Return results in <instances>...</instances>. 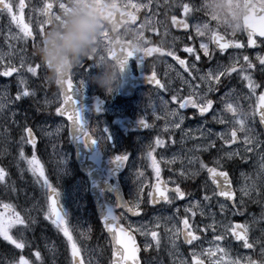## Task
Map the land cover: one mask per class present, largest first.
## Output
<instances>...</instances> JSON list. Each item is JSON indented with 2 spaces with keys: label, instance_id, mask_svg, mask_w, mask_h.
<instances>
[{
  "label": "flooded vegetation",
  "instance_id": "flooded-vegetation-1",
  "mask_svg": "<svg viewBox=\"0 0 264 264\" xmlns=\"http://www.w3.org/2000/svg\"><path fill=\"white\" fill-rule=\"evenodd\" d=\"M14 1L12 0L13 3ZM74 2L75 0H35L33 4L23 2V6L27 7L28 17L33 18L36 14H41L39 20L40 24H43V31L41 33L38 31V38L32 35L34 44L27 47L28 55H30L31 51L36 54L47 32L61 23L63 16L71 10V5ZM79 2L89 7L90 10L96 12L99 16L106 15L108 6H117L115 9L116 13L110 16L112 24L101 18L104 29L101 32L100 47L94 51L93 56L83 59L80 64L72 69L71 76L76 85L79 84L80 80H83L84 93L99 95L106 101L105 115L101 117L91 116L93 118L91 127L97 129V135L102 137L104 135L103 130L107 129L106 134L111 137L106 143H100L99 157L101 159H111L112 156L123 153L128 154L130 157L126 167H118L119 172L116 177L112 172L104 169L107 178L105 185L109 186V184H115L118 181L127 199L135 201L137 195L133 194L130 188L136 182L129 178V173L135 171L133 169L141 168L142 170L140 171L143 172L146 178V183L143 187L141 185L137 186V191L138 187H142L141 204L138 209L140 212L139 216L132 218L124 214L120 222L126 226H133L138 230L140 257L143 258L141 259L142 262L144 260L147 263L152 259L156 251L155 242L151 241L150 235L147 237L142 235L140 229L149 232L157 230H147L145 228L146 224H142V222L149 223L152 215L159 209V206L150 202L148 193L152 192V187L158 180H164L165 183L162 182V188L167 186V184L175 186L173 183L175 182L179 183L182 190L188 192L189 195L184 200H173V202H186L191 198L193 194L191 191L195 188V184L203 180V171L200 170L201 173L192 179H183L179 176V172L182 169L185 170L188 152L185 150L180 152V147H185L183 144L176 142V137L181 136L180 132H176L172 126L170 131H162L160 124L165 121L163 118L155 121V125L159 126L158 129L152 127L145 131L127 128L124 120L138 121L144 114L148 119V123L153 125L154 118L152 113L156 108L165 106L164 101H167L166 109L171 111L178 110L187 122L198 123L210 117L213 114L212 112L200 117L193 114L195 111L193 109H178V104L172 101L171 96L176 94L180 97H186L194 89H203L205 86L198 78L193 79V76L198 77L204 74L209 68H214L217 63H228L231 57L236 55L242 57V55L247 54L255 61V50L247 47V35L240 14L241 9H244V5L229 14L228 12L224 13L222 7L218 11L213 10L210 12L209 0H79ZM47 4L52 6V23L49 27L46 26L44 14ZM185 4L188 6L186 15L183 13L182 8L178 6ZM191 4L196 6L192 14L190 10ZM220 4L222 5L221 0ZM34 5L41 6V13H37L35 8L33 9ZM174 16H176L177 20L186 21L189 28L184 29L183 27L175 26ZM199 25L201 29L197 28ZM216 34H222L230 41L238 40L245 47L242 49H228L221 54L215 45L209 44L210 51L213 53L212 60L209 61L204 57L200 44L211 41ZM260 40L264 39L258 38V53L264 55V44H261ZM186 46L193 47L200 55L201 60L196 62L194 56L185 53L183 49ZM173 50L176 55L181 59H185L189 64L195 62L200 72L193 71L192 76L185 73L173 57L166 55ZM140 56L144 57L145 63L137 59ZM125 57L129 58L125 66L126 75L134 88L133 92L127 96L128 99H125L122 94L123 77L119 70L118 86L113 91H107L95 82V77L103 72L102 64L105 60L114 64L118 69L117 62L122 63ZM41 65L45 68L42 63ZM153 68L156 71L157 79L162 84H165L168 91L158 89L155 85L147 82L146 75H149ZM233 76V79L225 80V83L233 84L235 94H241L248 98V90L244 86V82L239 77H236L235 74ZM254 78L259 82V76L255 73ZM262 90H257L255 95L257 100ZM219 95L218 92L213 93L211 98L216 101ZM255 96H252L251 99ZM243 101L245 102L244 97ZM150 102L154 105V109L148 107ZM245 105L250 106V101L245 103ZM215 108L216 103H214L213 110ZM172 117L179 119L178 116ZM145 134H149L151 137L149 143H154L157 135L165 141V146L156 147L153 153L160 168L159 178H157L155 170L151 166V160L145 155L146 150L142 156H136L134 154L135 149L128 142H126L125 146L121 145V142H116V140L119 141L120 139L134 138L138 140ZM195 135L201 136V132ZM173 140H175V143H172ZM136 149L139 150L138 147ZM71 151L75 158L73 147H71ZM174 157L176 160L175 163H172L171 161ZM199 160L205 163L206 155H200ZM133 165L136 168H133ZM102 195L113 203L116 201L108 191L103 192ZM110 207H112L111 204L107 205V208ZM116 212L117 216L121 215V210ZM158 232L161 234L162 229ZM150 241L153 246L147 247ZM109 262L111 263V249Z\"/></svg>",
  "mask_w": 264,
  "mask_h": 264
},
{
  "label": "snow or ice",
  "instance_id": "snow-or-ice-1",
  "mask_svg": "<svg viewBox=\"0 0 264 264\" xmlns=\"http://www.w3.org/2000/svg\"><path fill=\"white\" fill-rule=\"evenodd\" d=\"M182 8L183 13L186 15L188 11V6L178 5ZM17 11L20 15H17ZM261 12V19H264V10H258ZM0 14H6L10 18V22L16 23L17 26H21V23L18 21L17 17H21L23 19V11L21 0L13 3L12 0H0ZM174 25L177 27H183L187 29L189 26L186 25V21L177 20L176 16L173 17ZM28 27V34L25 33L24 28L21 27V32L23 35L15 36L14 39L19 40H27L32 37V31L29 29L28 24H25ZM41 32L43 31V24L41 23ZM257 37L264 38V32H255L249 30L247 33V47L255 48L258 46ZM261 44H264V40H260ZM209 44L215 45L216 49L223 54L228 49H242L245 45L238 40H226L224 38H213L211 41L205 43L202 42L200 44V49L203 51L204 57H206L209 61L212 60L213 53L210 51ZM183 51L194 56V60L196 62L201 60L200 55L193 47H184ZM12 53H0V64H4L6 57H11ZM167 56L173 57L178 64L183 68L185 73H188L189 76H192L193 71L199 73L200 69L196 67V63L193 62L189 64L185 59H181L178 55H176L175 51H171L166 54ZM138 60L145 63V59L143 56L137 57ZM129 58L125 57L122 62L123 71L126 64L128 63ZM40 64H36L33 66L31 63L27 62L24 57L20 58L19 67L11 62V59L8 60L7 64H4V70L0 71V76L9 77L12 76L13 73H19L21 70L26 71L27 73H31L32 76L37 75V70L40 67ZM254 73L259 76V82L254 78ZM235 74L236 77L244 82V86L248 90V98L250 99L252 96H255L258 89H264V55L257 54L255 57V61L250 58L249 55L244 54L242 57L240 55H236L231 57L229 62L226 64L217 63L214 68H209L204 74L199 75L198 77L193 76V79H199L201 83L205 86L203 89H194L190 92L186 97H180L176 94L171 96V99L174 103L178 104V109H193L194 115H198L200 117H204L210 111L213 110L214 103H218L222 105V110L225 113L231 114V119L227 120L225 117L221 116L217 118L213 116V120L217 123L225 124L230 123L232 125L230 133H213L211 129H208L207 133L201 132V136L204 137L205 143L198 144L195 146V150L199 151H208L209 149L216 148L215 140L209 139V137L216 135L217 139L223 141V144L228 148H231L232 145H236L238 143H242L244 145L243 151L245 153L254 152L259 148L261 151H264V141L258 140L255 136L250 135V129L248 127V121L250 119H254L257 115V111L254 110L252 113H245L242 105L234 98L235 89H231L229 92H225L223 96L219 97L218 100L214 101L211 98V94L217 93L223 90L224 87H227L225 84V80L233 79ZM146 80L149 84L155 85L158 89L168 91L165 84H162L159 79H157V74L155 69L151 71L149 75H146ZM60 89L57 94L56 102L59 106L56 107L55 112L59 117H66L67 123L56 127L55 135L59 136L61 132L67 129L68 134L74 138L83 139L85 144L98 145L100 143H106L111 139L108 136L107 129H104V135L98 136L97 129L91 128L86 125L84 122L81 113L76 106V101L73 98L74 92L79 91L83 92L84 82L83 80L79 81V84L74 86L72 76H68L62 80H58L56 83ZM19 90L17 91L15 100L21 101L22 99L30 96H35V91L29 89L28 81L24 78L23 75H20L18 81ZM198 88V86H197ZM258 115H259V123L264 125V91L260 92L258 96ZM44 103L46 105L51 104L52 101L45 100ZM165 107L167 105V101L163 102ZM5 107L4 104H0V111ZM149 108L154 109V105L151 102L148 104ZM146 111V109H145ZM155 115V111L152 113ZM16 114L13 113V116ZM170 116H178L179 119L177 122H173L172 127L174 129H180L181 125L184 122L185 117L180 115L178 110H172L168 112ZM159 119V117H157ZM138 124L141 128L147 130L152 128L153 125L148 123V119L146 115H142ZM22 131L27 135L20 136V159H26L23 145L25 143L32 146L34 152L31 159H27V164L29 166V171L32 172L34 176H36L37 172L39 175L37 176V183H40L41 188L45 189V196L49 201L48 209L45 211V219L51 220L52 224L56 226V228L62 231L63 235L67 237V241L70 245L71 249V258L72 264H82L80 257V248H78L77 243L74 241L72 234L67 227V218L66 213L63 210L59 202L60 193L57 187L53 186L52 183L49 182L48 178L45 177V172L43 167L40 165V162L37 160L35 155V149L37 146L36 136L31 127L27 125L20 126ZM165 132H168V126H165ZM199 131V130H198ZM243 133V140L240 141L239 134ZM45 135H53V133L46 132ZM188 135V133H185ZM195 138V137H193ZM175 143V140L172 141ZM165 141L157 135L154 143H149L146 146L145 155L148 159L151 160V166L155 170L157 178L160 176V168L157 164L156 158L153 155L156 147H164ZM54 150H55V146ZM193 151V150H190ZM220 151V149H217ZM240 155L239 150L230 151L225 150L224 155L221 159L214 160V166H209L204 163L202 160H199V157H193L189 159V164H192L194 161L199 163V170L206 171L207 179L202 185L205 190V194L203 195V201H211L213 196L223 197L225 201H232L233 206L235 207L236 200V192L232 188V180L230 179L229 172L223 170L224 163L227 161H233L234 157ZM112 161L119 166H127V163L130 159L128 154L123 153L119 155H114L111 157ZM242 160H245L246 157L241 156ZM176 158L174 157L171 161L175 163ZM62 166V160L58 162V167ZM199 174V171L195 172H186L185 170H181L179 172V176L183 179H192L196 175ZM143 173H137V179L142 176ZM7 173L4 168L0 167V182L5 180ZM43 177V181L41 183L40 178ZM245 180H250V183H246L241 189L242 197H250L253 192H256L259 195L264 196V155L260 157V172L258 175V180L260 183L258 184L256 179H251L250 177L245 176ZM209 181L212 186H214V190L212 194L209 195L207 193V189L209 188ZM174 187H161L158 183L155 186L154 192H149L148 197L150 198V202L153 205L160 203L161 201L167 204L173 203V200H184L186 196L189 195L188 192L182 190L179 183H175ZM141 195H142V187H138L137 198L135 201H128L124 198H117V200L113 203L112 207L108 208L103 219V227L107 230V233L111 237V242L113 245L111 252V264H139L138 260V247L136 245V241L132 235L126 232V229L121 226L120 221L123 215L126 212H131L133 215H139L138 209L141 204ZM243 198H241V204H243ZM5 210L4 212H0V238H2L8 244L14 246L15 249L20 250L21 254L18 259H14L11 264H44V259L41 256V251L36 250L32 253L35 256V260L31 261L29 258L23 254L25 249L31 251L33 245L26 238V233L31 230L32 226L36 223V219L28 214L26 211L23 215L21 212L16 211L15 208L9 203H3L0 205ZM204 205H202L200 200L190 201L188 206L184 208L185 215L180 218L179 224L182 225V228L178 225H173L171 228L167 227V223L165 224V232L170 233L169 242L176 246V240L182 235L183 241L189 246H192V261L191 264H218L217 261L213 259V257L217 253L225 252L226 250L220 247L218 244L215 249L209 248L207 251L201 250L197 252L196 242L200 241V236L196 234V229L193 228L192 223H190V217H196L199 212L200 215H204L203 211ZM226 205L221 204L220 208L223 212L225 210ZM121 210V215L117 216L116 211ZM177 214H179L180 210L176 209ZM6 214H8L6 218ZM190 214V215H189ZM235 214V213H233ZM168 220L173 219L172 217L167 218ZM161 227L159 221H157L155 228L159 229ZM208 228L215 229V224L206 225L204 230ZM15 229V235H13L12 230ZM141 234L146 237L150 235L151 241L155 242V247L157 249L160 248L161 245V237L157 230L144 231V229H140ZM225 231H230L231 234L235 237L236 240L243 242V247H250V243L248 241V231L249 227L247 224H235V225H225ZM81 237L83 239H88L87 232H81ZM223 239L222 235L214 236V241H220ZM151 241L147 245V247H152Z\"/></svg>",
  "mask_w": 264,
  "mask_h": 264
},
{
  "label": "rangeland",
  "instance_id": "rangeland-1",
  "mask_svg": "<svg viewBox=\"0 0 264 264\" xmlns=\"http://www.w3.org/2000/svg\"><path fill=\"white\" fill-rule=\"evenodd\" d=\"M29 1V0H27ZM35 0L29 1L34 2ZM256 2L262 4L264 0H255ZM18 2V1H15ZM14 2V3H15ZM23 0H21L22 5ZM223 3L227 5V12L233 13L234 6L239 3L238 0H223ZM37 13H41V6H34ZM40 14H36L33 17L32 23L33 26L39 31H41V25L39 20ZM2 29H0L1 31ZM3 34L6 36V39H14L15 36H21L23 33L18 30H15V25L11 24L10 21H7ZM27 34V33H26ZM16 41H23L15 39ZM0 53H6L5 50L0 49ZM26 55L23 53V57L27 61ZM10 57H6L8 59ZM37 58V55L36 57ZM28 62V61H27ZM46 77L47 83L42 85L39 89L40 80L38 79L34 82L31 73H24L18 74L17 76L23 75L25 79L28 81L29 89H33L35 91V96H30L22 99L21 101H16L15 97L17 94L18 89L14 90V86L12 83L6 80H1L0 82V104H4L5 107L2 111H0V167L4 168L7 176L3 182H0V205L3 203L11 204L16 211L21 212L23 215L26 211L28 214L36 219V223L32 226L31 230H29L25 235L26 238L31 242L33 245L31 251L25 249L23 254L26 258H29L31 261L35 260V256L32 254L37 249L41 251V256L44 259V264H72L71 258V249L70 245L67 241V237H65L62 231L58 230L54 224H52L51 220H46L45 211L48 209L47 205V197L45 196V189L41 188L40 183H37V176L39 173L37 172L36 176L29 171V166L27 164V159H31L33 155V148L31 145L25 143L23 145V151L25 154L26 159H20L19 152L20 148V136L25 135L26 133L22 131L21 125H27L34 130L37 146L35 149V155L37 160L40 162V165L43 167L45 172V177L48 178L49 182L53 184V186L57 187L64 205L67 208L69 213V223L67 227L69 228L70 233L73 236L74 241L77 243L78 248H80V256L81 259L86 262V264H96V259L92 255H94V251L97 249V245L89 240L83 239L81 237V232H87L88 238L91 236L92 231H96V235L98 238H101L103 235V226L99 224L97 221L94 213H88L87 206L85 205L84 198L82 197L80 186L78 185L79 181H76L78 176L75 173V169L71 168L68 165V151L61 146L59 143L63 134L67 133V129L59 134V136L55 135L56 127L66 124L65 121L59 119L56 114L54 113V109L58 106L56 102L57 94L59 93L54 86V82L48 77V69H43ZM20 78V77H19ZM35 84L36 87H32L31 85ZM51 83L52 87L51 88ZM230 91V90H229ZM227 91V92H229ZM10 99V100H8ZM52 101L51 104L46 105L44 103L45 100ZM222 109V107H221ZM221 109L218 112L217 118L221 117ZM155 115H153V128H159V126L155 125V121H159L157 119L159 116H164L168 114L171 110L166 109L165 106L162 108H156ZM245 113H250L247 110H244ZM13 113L16 115L13 116ZM252 113V112H251ZM229 116H225V119L230 120L231 114L227 113ZM172 122V121H169ZM164 123L163 128L168 126V130L170 131V127L172 123ZM189 124V123H188ZM249 128L256 134L258 140L264 141V136L257 124L255 123V119H250ZM226 127L231 128L232 125L230 123H225ZM187 132L188 135H185L184 138L176 139V142L182 143L186 141L189 136L196 133L198 128H192L193 132ZM210 129L209 126H205L203 131L207 132ZM200 131V132H203ZM46 132L53 133V135H45ZM218 133H229L228 131H216ZM243 134V133H242ZM244 136V134H243ZM218 149L220 151L215 150V158L221 159L224 155L225 150L236 151L237 149L240 152V155L234 157L233 161H236L235 167L240 170L238 173L234 175L236 179V189L238 191L239 199L236 203V206H231L228 202L221 201L218 197L213 196V198L220 201V204H225L226 212H222L219 210L218 212H214L215 220L212 222L215 224V229L210 228L207 230L203 223L205 220L201 219L200 217L191 218L194 220V229H196V233L200 236V241L196 245V251L199 252L201 250L207 251L209 248L215 249L216 245L218 244L220 247L224 248L226 251L217 253L213 259L218 262V264H263V261L255 256L254 252V238L261 239V235H254L252 231L254 224H258L263 216L258 218L255 216L247 215L244 220L246 199L243 198L244 203L241 204V196L242 193L240 189L246 184L250 183V180H245V176L250 177L251 179H256L260 172V161L252 163L250 166L243 165V160L241 156L247 157L249 153H245L243 151L244 145L242 143L232 147L227 148L223 141L219 140ZM55 146V150L54 147ZM260 149H258V152ZM260 155H264V151H261ZM241 159V160H240ZM62 160V166L58 167V162ZM230 162V161H227ZM224 166H226V162H223ZM134 170V169H133ZM199 171L201 172L198 167H195L193 172ZM137 173L139 171H132L129 173V178L133 179L136 183L130 188L131 192L137 195V186L141 185L142 187L145 185V177L140 176L137 179ZM132 177V178H131ZM43 177L40 178L41 183L43 181ZM207 176L203 178L199 183L195 184V188L192 189L194 193V197L189 199L187 202L182 204L183 211L177 214L174 204L165 206L167 208L161 207L157 210L156 213L152 215V218L149 223L145 221L142 224H146L147 230L156 229L155 225L157 221H159L162 228V241L169 242V235L170 233L165 232V224L167 223V227L171 228L173 225H178L180 218H182L184 213V208L188 206L190 201H196L195 195L199 198L203 197L205 194V190L203 189L202 185L204 184ZM257 180V179H256ZM214 190L213 186L209 182V188L207 189V193L209 195L212 194ZM253 199L250 200L251 202L258 201L260 198H264V196L257 194L256 192L252 193ZM211 199V200H212ZM111 204L113 203L111 200H108ZM209 202V201H208ZM202 205L206 204L205 201H201ZM207 216L210 217L209 211L211 210V206L207 204ZM5 210L3 207H0V212H4ZM235 213V214H233ZM190 215V214H189ZM199 215V214H198ZM197 215V216H198ZM8 214H6L7 218ZM172 217L173 219L168 220L167 218ZM250 218L249 221L246 219ZM236 223L247 224L249 227L248 231V241L250 243V248L243 247V242H236L234 236L231 234L230 231H225V225H235ZM262 232H264L263 223L259 224ZM13 235H15V229L12 230ZM209 234V243L208 245L205 244L204 240L205 237ZM215 235H222L223 239L220 241H214ZM97 242L100 247V240L93 239ZM0 264H11L13 261V257L18 259L19 255L21 254L20 250L15 249L14 246L5 242L2 238H0ZM181 243L180 240H176V248L177 249H184L185 252L190 250L193 251V248H187L186 245H179ZM106 245V241L104 240V247ZM165 247L166 244H165ZM169 248V249H168ZM234 248L235 250L232 253H228V249ZM170 252L173 250V245L168 246ZM243 253V254H240ZM189 260V258H187ZM175 263V261H170V263ZM187 264L189 262L186 261Z\"/></svg>",
  "mask_w": 264,
  "mask_h": 264
},
{
  "label": "clouds",
  "instance_id": "clouds-1",
  "mask_svg": "<svg viewBox=\"0 0 264 264\" xmlns=\"http://www.w3.org/2000/svg\"><path fill=\"white\" fill-rule=\"evenodd\" d=\"M220 0H209V11L220 10ZM243 15V9L240 11ZM104 29L101 17L89 7L75 0L61 23L50 29L41 46L37 49L39 61L48 69L52 82L74 69L81 61L94 55L101 45V32ZM103 72L95 77V82L107 91L118 86V69L105 60Z\"/></svg>",
  "mask_w": 264,
  "mask_h": 264
},
{
  "label": "water",
  "instance_id": "water-1",
  "mask_svg": "<svg viewBox=\"0 0 264 264\" xmlns=\"http://www.w3.org/2000/svg\"><path fill=\"white\" fill-rule=\"evenodd\" d=\"M262 23H264V21H262ZM69 73V72H68ZM68 73H66L64 76H63V78H59V80H62V79H64V78H66V77H68L69 76V74ZM73 92H74V90H73ZM73 98H74V100L76 101V106L78 107V109H79V111H80V113H81V116H82V111L86 108V104H88L89 106H90V103L94 106V104L89 100V99H86L85 98V100H82L80 97H78L76 94L73 96ZM86 103V104H85ZM72 139H73V141H74V143H75V145L76 144H79V143H83L84 141H83V139H80V138H74L73 136H72ZM80 141V142H79ZM77 142H79V143H77ZM93 176V175H92ZM93 195H94V199H95V202H96V204H97V208H98V212H99V215H100V218L102 219V221H103V219H104V215H105V205H104V202H103V200H102V198L100 197V195L99 194H97V193H95L94 191H93ZM118 198H124L123 196H120V197H118ZM49 202V201H48ZM59 202H60V200H59ZM61 204V203H60ZM62 206V205H61ZM64 210V209H63ZM65 212V211H64ZM66 213V212H65ZM66 218H67V214H66Z\"/></svg>",
  "mask_w": 264,
  "mask_h": 264
},
{
  "label": "bare ground",
  "instance_id": "bare-ground-1",
  "mask_svg": "<svg viewBox=\"0 0 264 264\" xmlns=\"http://www.w3.org/2000/svg\"><path fill=\"white\" fill-rule=\"evenodd\" d=\"M8 80H10V78ZM185 149L186 150L190 149V144L189 143L185 144ZM248 206H251V205L248 204ZM217 207H219L218 204L214 205V207H212V210H215ZM204 210H206V209H204ZM233 250H234V248H230V249H228L227 252L228 253H232ZM263 250H264V234H263V237H261L259 244L257 245V255L260 256L261 258H263ZM180 256L182 257V254H180ZM158 264H161V262L159 261Z\"/></svg>",
  "mask_w": 264,
  "mask_h": 264
},
{
  "label": "trees",
  "instance_id": "trees-1",
  "mask_svg": "<svg viewBox=\"0 0 264 264\" xmlns=\"http://www.w3.org/2000/svg\"><path fill=\"white\" fill-rule=\"evenodd\" d=\"M0 243H1V241H0Z\"/></svg>",
  "mask_w": 264,
  "mask_h": 264
}]
</instances>
